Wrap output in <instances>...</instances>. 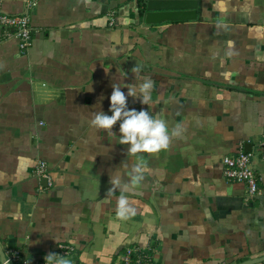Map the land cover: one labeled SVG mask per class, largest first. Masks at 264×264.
I'll return each mask as SVG.
<instances>
[{
  "label": "crops",
  "instance_id": "1",
  "mask_svg": "<svg viewBox=\"0 0 264 264\" xmlns=\"http://www.w3.org/2000/svg\"><path fill=\"white\" fill-rule=\"evenodd\" d=\"M25 14L31 45L0 26V246L27 260L60 244L75 264H120L126 246H151L155 264H236L264 254V0H197L193 20L146 24L147 0H0ZM141 66L139 74L134 67ZM124 73H127L125 76ZM153 82L128 98L166 122L169 143L127 153L90 123L108 115L112 85ZM255 150L260 193L227 180L221 159ZM36 160L48 178L34 173ZM146 168L135 187L131 169ZM124 196L135 213L117 216ZM264 264V263H260Z\"/></svg>",
  "mask_w": 264,
  "mask_h": 264
},
{
  "label": "clouds",
  "instance_id": "2",
  "mask_svg": "<svg viewBox=\"0 0 264 264\" xmlns=\"http://www.w3.org/2000/svg\"><path fill=\"white\" fill-rule=\"evenodd\" d=\"M137 74L141 71V66L133 69ZM126 76L127 73H124ZM140 83L136 87L127 88V93L121 90V87L112 85V93L110 95L109 112L111 115L103 111L93 113L91 125L98 130H106L112 135H116L113 127L119 123L118 143L127 145V153L135 156L137 153H156L162 149H166L169 143V130L166 122L157 117L150 116L147 110L129 109L128 98L135 97L139 99L142 105H148L152 100V89L154 87L151 79L138 77ZM146 168L139 165L131 169L130 185L121 187L119 177L112 179L113 188L109 189V194L114 192L116 188L122 191L129 187H135L143 179V173ZM117 216L120 219H127L135 213V209L130 207L128 200L122 195L117 199ZM46 264H70V261L64 258L55 259V254H49L45 257Z\"/></svg>",
  "mask_w": 264,
  "mask_h": 264
},
{
  "label": "built area",
  "instance_id": "3",
  "mask_svg": "<svg viewBox=\"0 0 264 264\" xmlns=\"http://www.w3.org/2000/svg\"><path fill=\"white\" fill-rule=\"evenodd\" d=\"M37 0H26V5L33 6ZM1 8V2H0ZM0 26L6 30L5 36H16L19 39V49L25 50L31 45L32 27L29 18L25 14L10 15L0 11ZM256 149L260 158L264 160V132L256 142ZM255 150L245 151L241 146L235 154L224 155L221 159L223 176L233 182L244 186V202L250 203L260 193L259 176L254 166ZM34 173L38 178H48V167L45 161L36 160ZM48 185L50 179L48 178ZM55 259L64 258L75 264V247L69 244H60L54 252ZM45 256L27 260L19 249H9L5 254V262L0 264H46ZM120 264H155L153 249L151 246H126L119 255Z\"/></svg>",
  "mask_w": 264,
  "mask_h": 264
},
{
  "label": "water",
  "instance_id": "4",
  "mask_svg": "<svg viewBox=\"0 0 264 264\" xmlns=\"http://www.w3.org/2000/svg\"><path fill=\"white\" fill-rule=\"evenodd\" d=\"M196 7L197 0H147L144 22L150 25L165 21L193 20L197 17ZM0 262H5V253L1 246ZM262 262H264V254L236 264H260Z\"/></svg>",
  "mask_w": 264,
  "mask_h": 264
},
{
  "label": "trees",
  "instance_id": "5",
  "mask_svg": "<svg viewBox=\"0 0 264 264\" xmlns=\"http://www.w3.org/2000/svg\"><path fill=\"white\" fill-rule=\"evenodd\" d=\"M245 151H249V150H246V149H244ZM262 263H264V262H262Z\"/></svg>",
  "mask_w": 264,
  "mask_h": 264
}]
</instances>
